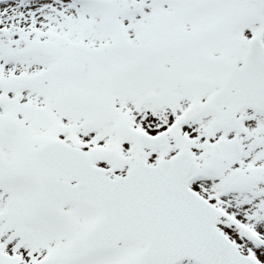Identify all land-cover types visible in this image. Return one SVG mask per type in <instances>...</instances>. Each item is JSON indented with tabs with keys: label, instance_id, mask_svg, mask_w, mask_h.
<instances>
[{
	"label": "snow or ice",
	"instance_id": "snow-or-ice-1",
	"mask_svg": "<svg viewBox=\"0 0 264 264\" xmlns=\"http://www.w3.org/2000/svg\"><path fill=\"white\" fill-rule=\"evenodd\" d=\"M0 264H264V0H0Z\"/></svg>",
	"mask_w": 264,
	"mask_h": 264
}]
</instances>
